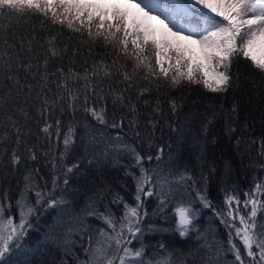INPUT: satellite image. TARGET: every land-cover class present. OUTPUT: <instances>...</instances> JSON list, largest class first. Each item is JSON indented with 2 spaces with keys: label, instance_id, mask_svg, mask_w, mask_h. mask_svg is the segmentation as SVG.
<instances>
[{
  "label": "trees",
  "instance_id": "1",
  "mask_svg": "<svg viewBox=\"0 0 264 264\" xmlns=\"http://www.w3.org/2000/svg\"><path fill=\"white\" fill-rule=\"evenodd\" d=\"M50 49L58 55L52 56ZM132 52L131 43L125 53L96 37L95 28L90 37L86 28L77 32L67 24H53L35 10L20 16L0 14V204L11 209L0 227H8V216L19 223L17 200L22 191L34 203L38 191L52 189L54 177L57 196L63 191L67 201L31 215L26 235L17 240L23 247L17 250L13 245L0 264H85L89 237L95 246L104 239L98 229L111 231L88 215L89 198L95 196L93 207L101 212L107 207L117 218L124 208L112 203L116 193L135 203L136 184L125 169L139 176V168L130 155L116 151L120 142L152 155L151 161H143L150 174L157 167L156 154H161L156 195L145 198L141 210L147 213L141 222L144 234L128 245L133 250L144 246L145 264L234 260L229 252L216 254L213 245L226 242L228 230L196 197L199 191L227 211L226 189L228 195L239 197L243 209L244 193L264 183V73L240 55L231 66L232 86L213 93L186 80L172 85L152 52L146 53L151 67L137 68ZM93 108L104 109L105 123L86 110ZM46 125L48 133L43 131ZM70 126L74 144L61 161L63 133ZM14 149L22 157L17 166L10 163ZM32 155L36 159H30ZM77 163L65 185L64 171ZM182 174L192 180L181 181ZM161 200L163 210L158 208ZM190 201L197 212V231L180 237L176 209ZM232 207H237L235 202ZM149 225L154 230L149 231ZM199 233L205 238H198Z\"/></svg>",
  "mask_w": 264,
  "mask_h": 264
},
{
  "label": "snow or ice",
  "instance_id": "2",
  "mask_svg": "<svg viewBox=\"0 0 264 264\" xmlns=\"http://www.w3.org/2000/svg\"><path fill=\"white\" fill-rule=\"evenodd\" d=\"M25 10H35L53 24H67L69 29L77 32L86 28L90 37L95 28L96 37H102L114 48L122 47L125 53H128L131 43L137 68L142 65L150 68L151 61L146 53H154L156 66L166 80L171 77L172 85L186 80L202 84L210 92L223 93L232 86L231 66L240 55L264 73V0H185L183 5L178 0H169L168 3L164 0H0V14L20 16L25 14ZM75 24H79V27H75ZM50 51L52 56L58 55L55 50ZM124 79L129 80L130 77L125 75ZM16 83L19 85V80ZM172 108L175 111L174 102ZM86 110L91 111L92 116L101 124L105 123L104 109L99 112L94 108ZM233 110L235 111V106ZM24 114L27 115L26 112ZM59 124L60 121H57L58 135L61 134ZM49 130L48 125L43 129L45 133ZM16 132L19 144L20 129L17 128ZM63 135L64 152L61 154V161L72 150L74 129L70 126ZM116 151L130 155L135 161V167L139 168V176L125 169L126 175H131L136 184L135 203L130 204L116 193L112 203L123 205L124 208L122 216L117 218L107 207L103 212L93 207L96 204L95 196L89 198L88 215L101 220L111 231L98 229L99 235L104 239L95 246H91L89 237L90 247L85 248L88 256L85 264H116L117 260L119 264H145L144 246L133 250L128 245L144 234L141 222L147 213L141 210L144 199L156 195L154 181L161 175V154H156L157 167L150 174L143 161H151L152 155L144 156L135 147L123 142L116 145ZM108 155L106 152L105 156ZM21 159V155L14 149L11 165L17 166ZM30 159L34 160L36 157L32 155ZM77 167L78 163L66 168L63 173L65 185L69 182L67 177ZM164 179L168 182L166 177ZM180 180H192V177L182 174ZM57 187L58 180L54 177L52 189L47 192L38 191L34 203L25 199V191L21 192L17 200L19 223H14V218L8 216V227H0V260L6 257L13 245L17 250L23 247L17 240H22L26 235L27 228L31 226V215L38 213L41 208L53 209L67 203L63 191L57 196ZM244 197L246 199L241 209L239 197L235 193L228 195L225 189L227 211L216 208L199 191L196 198L203 208L211 209L228 230L227 241L218 240L213 245L217 255L222 252L231 253L234 260L230 264H264V223L261 222L264 219V183L257 182L254 188L244 193ZM233 202L237 207H232ZM164 203V200L160 201L159 210H163ZM191 203L192 201L188 206L176 209L180 237L197 231V212L191 207ZM10 210L0 204V220ZM242 211L245 214H241ZM148 230H154V226L149 225ZM198 238H205V234L199 233ZM158 264L171 262L166 259Z\"/></svg>",
  "mask_w": 264,
  "mask_h": 264
},
{
  "label": "rangeland",
  "instance_id": "3",
  "mask_svg": "<svg viewBox=\"0 0 264 264\" xmlns=\"http://www.w3.org/2000/svg\"><path fill=\"white\" fill-rule=\"evenodd\" d=\"M166 2H169V0H166ZM178 3H181V0H178ZM152 23H154V22H152ZM154 54V53H153ZM167 64V63H166Z\"/></svg>",
  "mask_w": 264,
  "mask_h": 264
}]
</instances>
